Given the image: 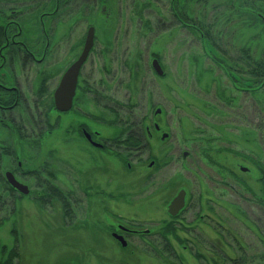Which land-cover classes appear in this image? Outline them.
Masks as SVG:
<instances>
[{
	"label": "flooded vegetation",
	"instance_id": "flooded-vegetation-1",
	"mask_svg": "<svg viewBox=\"0 0 264 264\" xmlns=\"http://www.w3.org/2000/svg\"><path fill=\"white\" fill-rule=\"evenodd\" d=\"M177 2L186 4V0ZM169 3L172 17L186 29V13L180 12L175 0H169ZM249 4L254 6L253 2ZM60 9L57 2L52 13L40 14L41 37L32 45L26 43L20 25L12 20L15 12H10L11 20L4 17V12L0 13L4 36L0 45V195L7 196V202L13 201L10 197L15 193L37 196L36 201L45 208L57 207L60 223L65 222L76 230L84 227L88 234L97 230L101 235H89L91 240L86 252L76 250L69 257L72 260L80 261L86 256L89 264H240V258L251 259L247 252L249 248L243 246L238 236V201L241 198L257 207L258 215L243 208L241 214L245 220L257 227L262 224L264 228V167L255 178L256 189H252L239 176V171L241 174L249 171L239 166L238 151L227 146L210 149L211 141H204L206 146L202 158L213 170L199 175L193 173L197 176L194 181L188 171L183 184L178 178H172L159 187L154 181V169L158 168L156 157L148 155L144 161L139 156L145 148L152 150L158 143V137L164 142L168 134L153 118L149 124L142 125L140 121L127 125L121 112L125 114L128 105L121 103L119 94L113 92L115 87L111 86L116 78L118 90L126 88V63L122 59L116 65V58H110V42L106 41V48L102 50L107 59L104 61L107 65L103 66L104 80L96 81L93 73L84 74L96 42L93 24L87 27L94 30L93 45L78 70L70 108L57 109L54 92L66 70L80 56L86 33L81 48L78 40H73L74 44L72 42L68 47L70 54L61 59L62 56L56 53L59 72L54 86L50 85L51 76L46 70L36 68L35 74L38 75L34 77H30L29 72L31 67L39 66L49 57L50 35L45 32L43 17L52 16L58 24L62 23L63 18L60 17L63 12ZM251 14L254 16L255 9ZM109 15L106 13L105 18ZM15 29L17 32L13 33ZM21 37L24 41H18ZM61 39L68 42L72 38L66 34ZM55 50L60 52V45H56ZM153 60L158 62L161 75L152 67ZM212 61L225 71L232 83L237 79L244 83V79L235 77L228 60L225 67L214 57ZM148 68L151 73L163 77L156 54H151ZM247 77V84L235 88L237 92H253V78L249 74ZM30 98L40 106L38 114L44 119L43 125L54 128L58 134L57 144L51 145L53 149L48 150L43 144L45 130L33 129L38 123L33 122ZM47 111L54 113L53 118H47ZM159 114L160 109H155L153 117ZM31 123H34L33 127ZM50 133L51 130L48 131ZM222 141L229 143L227 139ZM53 154H56L54 163L50 161ZM183 154L186 159L190 156L188 152L186 156ZM228 157L232 160L230 164L223 161ZM146 159L149 161L144 169ZM7 172L26 186L27 193L12 186L7 180ZM120 172L124 175L123 181H119ZM149 185L156 187L149 189ZM239 186L247 196H239ZM125 189L132 191L129 201L133 203H126L124 208L140 204V208L130 214H125L122 207H118V211L123 214L113 210L112 201L123 200L129 195ZM181 191L182 206L170 209L171 202ZM148 201L151 204H147ZM1 205H4L2 201ZM240 247L243 251L239 256ZM10 253L15 254L11 250Z\"/></svg>",
	"mask_w": 264,
	"mask_h": 264
},
{
	"label": "rangeland",
	"instance_id": "rangeland-1",
	"mask_svg": "<svg viewBox=\"0 0 264 264\" xmlns=\"http://www.w3.org/2000/svg\"><path fill=\"white\" fill-rule=\"evenodd\" d=\"M177 1L176 6L180 12L186 13V17L212 25L219 48L227 55L234 56L241 47L248 49L254 58L261 55L264 50V28L255 25L251 13L255 6L264 9V4L252 6L242 3V0H186V4H178ZM57 2L63 12L60 17L63 21L59 25L54 17H43L45 32L50 35L49 57L39 66L30 68V77L38 75L35 70L39 67L51 76L50 85L54 86L59 72L56 53L62 56L61 59L70 54L68 47L73 40H78L81 48L87 27L93 24L96 42L84 74L93 73L96 81L100 78L104 80L103 66L107 65L104 64L107 59L102 50L106 48L105 42H110V58H116V65L122 59L126 63V88L118 90L116 78L111 86L115 87L113 92L119 94L121 103L128 105L125 114L121 112L126 117L127 125L140 121L142 125L149 124L153 118L168 134L164 142L158 137V143L152 150L145 148L140 152V160L148 155L157 159L155 183L161 187L164 181L178 178L183 184L188 171L192 173L191 179L194 181L197 176L193 173L197 175L213 170L202 158L206 146L203 142L211 141L210 149L227 146L238 151L239 166L249 171L248 174L239 171V176L245 179L250 188L256 189L255 178L264 167V79L260 84L253 83L251 93L237 92L235 88L243 87V84L245 87L248 82L246 72L235 75L244 79V83L238 79L232 83L225 71L212 61L213 57L221 60L225 67L220 52L199 37L196 25L187 23L185 29L172 17L169 0H0V13L4 12V17L11 20L10 12L13 10L15 14L12 20L20 25L26 43L32 45L35 39L41 37L42 30L38 24L40 14L52 13ZM106 13L110 14L109 18H105ZM16 32L17 29L13 31ZM66 34L72 38L68 42L65 41L67 37L61 39ZM56 45H60V52H56ZM151 54L158 56L163 77L149 71ZM30 100V110L35 119L32 121L38 123L35 126L31 123V127L45 130L43 144L47 145L48 150L53 149L58 134L54 128L43 125L44 119L38 114L40 106H36L34 98ZM155 109H160V114L153 117ZM47 115L50 119L54 113L47 111ZM49 130L52 133L48 134ZM225 139L228 144L222 141ZM183 152L190 154L188 159L182 157ZM24 153L27 154L26 149ZM244 155L247 157L243 158ZM51 158V162H56V154ZM230 160L228 157L223 161L230 164ZM148 161L143 164L144 169ZM123 176L120 172L119 181H123ZM30 182L33 183V179ZM155 187L148 186L149 189ZM124 192L129 195L123 200L112 201L115 206L113 210L118 211V207L124 208L126 203H133L129 201L132 191L125 189ZM243 195L247 196L239 186V196ZM36 197L15 193L10 197L13 201L7 202L8 197L0 195V263L89 264L86 256L80 261L69 257L76 250L86 252L91 240L89 235L97 237L101 234L97 230L88 234L84 227L76 230V227L72 228L65 222L60 223L57 207L45 208L36 201ZM1 201L4 205H1ZM148 203L151 204L150 201ZM238 203V236L243 246L249 248L246 249L251 258H240V264H264V228L262 224L257 227L245 220L241 214L243 208L258 215L257 207L241 198ZM137 205L124 208L123 212L130 214L140 208V204ZM251 225L254 227L251 228ZM10 250L15 254H11ZM241 250L240 247L239 256Z\"/></svg>",
	"mask_w": 264,
	"mask_h": 264
},
{
	"label": "trees",
	"instance_id": "trees-1",
	"mask_svg": "<svg viewBox=\"0 0 264 264\" xmlns=\"http://www.w3.org/2000/svg\"><path fill=\"white\" fill-rule=\"evenodd\" d=\"M241 2L244 4L253 2L254 5H256L257 3L264 4V0H242ZM254 9L255 25H259L264 28V9L257 6H255ZM187 23L196 25V32L199 34V37L205 42H208L216 52H220V54L224 58V61L228 60L231 63V69L234 71L233 73H236L235 75H241L242 72L245 71L246 74L252 76L254 84H260L262 82V80L264 79V50L257 58L250 56L249 50L245 49L244 47L239 48L234 56L227 55L226 51L219 48V44L217 41L218 37L217 35H214L212 33V25H205L201 22H195L193 19L186 17V24ZM3 37V27L0 26V45L3 43ZM217 61L220 63L223 62L221 60Z\"/></svg>",
	"mask_w": 264,
	"mask_h": 264
},
{
	"label": "water",
	"instance_id": "water-1",
	"mask_svg": "<svg viewBox=\"0 0 264 264\" xmlns=\"http://www.w3.org/2000/svg\"><path fill=\"white\" fill-rule=\"evenodd\" d=\"M93 37H94V30L92 27H89L86 32L85 41L83 45L82 52L78 59L66 70L64 73L62 80L60 82L59 87L54 92V104L55 107L59 110H68L71 105V99L74 94V87L75 82L78 74V70L81 66V64L86 59V56L91 49L93 45ZM152 67L154 70L161 75L162 71L160 69V66L158 65V62L156 60H153ZM183 156H186V153L183 154ZM7 180L14 186L16 189H18L22 193H27L26 186L20 184L17 182L11 173H6ZM183 192L181 191L171 202L170 209L175 207L176 209L180 208L183 203Z\"/></svg>",
	"mask_w": 264,
	"mask_h": 264
}]
</instances>
